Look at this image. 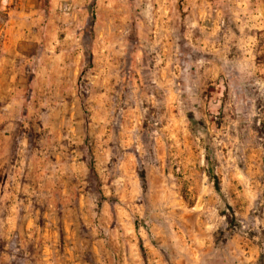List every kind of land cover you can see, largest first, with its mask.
<instances>
[{"label":"rangeland","instance_id":"1","mask_svg":"<svg viewBox=\"0 0 264 264\" xmlns=\"http://www.w3.org/2000/svg\"><path fill=\"white\" fill-rule=\"evenodd\" d=\"M0 264H264V0H0Z\"/></svg>","mask_w":264,"mask_h":264}]
</instances>
